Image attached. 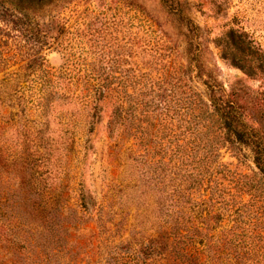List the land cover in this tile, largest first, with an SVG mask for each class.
I'll list each match as a JSON object with an SVG mask.
<instances>
[{"label":"trees","instance_id":"16d2710c","mask_svg":"<svg viewBox=\"0 0 264 264\" xmlns=\"http://www.w3.org/2000/svg\"><path fill=\"white\" fill-rule=\"evenodd\" d=\"M98 1L95 12L110 17L82 31L85 43L69 38L58 17L49 39L63 53L98 59L69 58L55 70L40 56L48 45L40 18L69 0H0V40L16 31L30 44L26 49L21 41L18 52L0 55V74L9 58L25 64L22 73L0 79V128L17 127L16 112L34 109L43 127L56 123L59 139L89 145L102 132L108 158L128 151L146 160L149 172H165L160 239L132 249L122 242L123 264H150L159 250L170 264H213V252L220 264H264V51L240 29L212 38L192 18L188 0ZM115 33L130 38L123 49L132 60L108 58L113 49L98 41ZM213 48L260 86L240 80L226 86ZM125 142L132 147L120 152ZM225 154L231 162H223Z\"/></svg>","mask_w":264,"mask_h":264},{"label":"rangeland","instance_id":"374dc122","mask_svg":"<svg viewBox=\"0 0 264 264\" xmlns=\"http://www.w3.org/2000/svg\"><path fill=\"white\" fill-rule=\"evenodd\" d=\"M188 2L192 18L210 30L212 38L232 27L247 33L264 51V0ZM99 5L102 3L98 0H69L68 4L60 3L45 12L39 30L42 41L48 45L39 52L47 66L58 70L69 58L78 64L98 59L81 55L78 50L63 53L49 39L56 33L53 20L58 17L66 25L69 38L75 34L85 43L82 31L109 20L104 12H95ZM36 33L33 31L34 36ZM127 36L115 33L109 42H98L113 49L108 58L123 61L129 54L123 46L131 42ZM21 41L26 49L30 46L16 31L9 32L8 37L0 40V55L18 52L23 46ZM213 53L226 86L239 80L254 88L260 86L225 64L217 49L213 48ZM16 59L17 56L8 59L11 65L0 74V79L22 71L25 64L15 65L12 62ZM52 116L55 117L54 113ZM16 117L21 122L17 127L0 128V264H123L124 245L132 249L131 244H146L149 238L158 242V210L162 206L160 191L165 172H149L146 160H135L134 153L128 151L108 158L110 144L102 132L98 134L101 138L89 145L79 138L70 144L57 137L56 123L43 127L34 109L29 108L26 114L16 112ZM131 147L132 142H125L120 152ZM245 155L254 167L246 150ZM231 161L225 154L223 162ZM49 190L55 192V199H47L45 193ZM99 224L106 232L99 229ZM160 253L162 250L151 255L148 262L170 264ZM213 255L214 252L213 264H220Z\"/></svg>","mask_w":264,"mask_h":264}]
</instances>
